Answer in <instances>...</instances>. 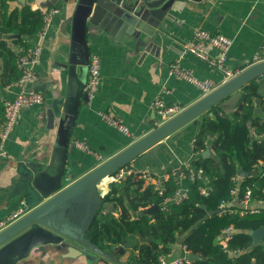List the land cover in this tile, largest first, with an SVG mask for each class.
<instances>
[{
	"label": "crops",
	"instance_id": "crops-1",
	"mask_svg": "<svg viewBox=\"0 0 264 264\" xmlns=\"http://www.w3.org/2000/svg\"><path fill=\"white\" fill-rule=\"evenodd\" d=\"M42 1L0 0V130L3 104L12 100L19 91L14 84L19 77L16 58L37 44L41 45L39 60L33 67L37 79L26 87L40 90L45 95L44 104L21 109L12 132L4 141L7 156L0 157V221L11 215L24 200L16 189L18 160L34 159L49 152L56 134L47 118L49 103L66 90V72L60 66L66 63L63 53L69 51L68 39L60 31V23L67 15L64 1H56L54 7L58 11L42 35L39 32L19 34L15 29L20 23L18 14L22 7L32 9L33 4L40 6ZM13 13L17 17L9 20ZM65 28L67 32L70 31L69 25ZM147 28L148 32L133 37L126 33L118 34V27L102 17L97 25L89 26L86 32L88 54H96L100 58V80L94 97L78 106L70 129L65 172L70 178L69 183L80 179L158 125V116L153 108L157 97H162L165 103L184 108L203 96L193 84L168 74L171 63L178 62L181 67L191 70L195 77L210 79L216 86L226 81L220 69L183 49V44L192 38L194 31L201 29L229 37L231 45L226 54V66L235 71L249 66L264 39V0L176 1L156 27L148 25ZM207 53L210 57L218 54L210 46ZM75 54L79 55L77 49ZM87 63L83 67L76 66L77 76L84 83ZM257 81L259 92L264 97V74ZM224 111L230 112L231 108L225 106ZM253 111L255 115H260V99L255 100ZM100 112L120 119L128 133L107 124L100 118ZM206 114L212 115L211 108L201 114L196 123L190 121L179 127L151 146L144 156L127 165L149 171L160 178H170L172 170H195L193 161L201 153L193 149V140ZM73 141L85 143L91 152L75 147ZM210 142L211 137L205 141L209 152L202 157H214ZM110 184L99 186L100 197L109 190ZM93 200L90 203L85 198L79 200L75 208L76 223H86L89 212L96 205ZM124 203L127 204L126 200ZM251 204L258 209L263 208L264 199H253ZM232 206H235V202ZM120 211L121 205L116 201L101 204L103 214L117 217ZM125 243L113 245L103 253L88 249L79 253L72 248L67 252L66 249L46 245L33 248L18 264H129L132 243ZM190 254L184 252L182 239L179 238L172 244L170 252L162 257L166 263L183 255L190 261Z\"/></svg>",
	"mask_w": 264,
	"mask_h": 264
},
{
	"label": "trees",
	"instance_id": "trees-1",
	"mask_svg": "<svg viewBox=\"0 0 264 264\" xmlns=\"http://www.w3.org/2000/svg\"><path fill=\"white\" fill-rule=\"evenodd\" d=\"M20 23L16 32L31 35L41 30L43 21L39 9L23 6L18 14ZM11 17H17L13 13ZM258 78L249 81L230 112L223 106L211 107L212 115H204L199 131L193 140V149L199 154L206 149L205 141L211 137L210 147L214 157L199 155L193 165L208 177L210 190L200 192L204 185L200 177L186 179L187 196L179 203H168L164 210L160 204L176 188L173 177L165 182L159 195L152 185L128 175L112 182L109 190L100 197L91 212L85 228V237L101 252L111 246L132 243L129 264H159V258L170 252L179 238L188 250L198 257L183 264H264V239L252 245L249 230L264 226V207L244 215L219 213L218 205L230 198V189L237 185L240 197L246 186L253 199L263 200L264 193V97L259 92ZM260 99L261 113L254 114V103ZM188 172V168L183 169ZM238 180H234L235 176ZM126 200V205L124 201ZM116 201L121 205L117 217L101 213V204ZM157 205L158 210L138 215L139 208ZM231 226V233L224 249L218 237L223 228ZM236 252H232V251Z\"/></svg>",
	"mask_w": 264,
	"mask_h": 264
},
{
	"label": "water",
	"instance_id": "water-1",
	"mask_svg": "<svg viewBox=\"0 0 264 264\" xmlns=\"http://www.w3.org/2000/svg\"><path fill=\"white\" fill-rule=\"evenodd\" d=\"M56 1L44 0L40 7L54 6ZM63 1L67 15L60 23V31L68 39L70 51L63 53L66 63L60 65L66 72V90L51 99L47 111L48 122L56 134L47 154L42 153L34 159L18 160L16 189L24 198L25 211L0 229V264H18L33 248L46 245H54L67 252L71 248L79 253L86 249L101 252L85 237L89 218L83 224L75 221V208L79 200L85 198L90 203L93 198L96 207L100 204L99 186L109 182L110 176L117 170L144 156L151 146L184 124L190 121L196 123L198 117L211 107L236 105L242 88L264 74V60L251 63L193 104L153 127L113 157L99 163L80 179L69 183L70 178L65 174L69 133L78 106L88 100L85 83L77 76L76 66L83 67L89 58L86 41L89 26L97 25L102 17L118 27V34L137 37L141 32L149 31L148 25L156 27L174 2L186 0ZM66 25L70 26L69 32L66 31ZM75 49L79 55L75 54ZM208 152L209 149H205L201 155ZM157 210V205L152 204L138 210L137 214H150ZM248 233L252 245H256L264 239V226L249 230ZM193 258L196 255L191 253L189 259Z\"/></svg>",
	"mask_w": 264,
	"mask_h": 264
},
{
	"label": "built area",
	"instance_id": "built-area-1",
	"mask_svg": "<svg viewBox=\"0 0 264 264\" xmlns=\"http://www.w3.org/2000/svg\"><path fill=\"white\" fill-rule=\"evenodd\" d=\"M32 9H39L42 16L43 25L39 34L42 35L45 30L49 27L51 23L52 16L57 13L58 9L54 6L48 8H41L37 4L32 5ZM231 45V39L220 33H209L205 30L198 29L194 31L192 38L187 40L183 44V49L196 57L208 62L210 65L220 69L224 75V79L228 80L239 71L232 70L228 68L225 64L226 54ZM213 47L217 50L218 54L215 57H210L207 53V47ZM41 53V45L37 44L34 47L28 49L26 52L20 54L16 58V68L19 71V77L15 81V85L19 87V91L15 94L12 100H7L3 104V119L0 130V157H6L7 154L4 150L3 144L8 135L12 132L19 112L24 107L42 105L45 103V95L42 91L36 90L33 88H27L26 85L31 84L36 81L37 76L34 72V64L39 60ZM264 60V39L262 40L259 49L253 55V62H258ZM100 70L101 62L100 58L96 54H91L87 63V78L85 81V89L88 93V98L91 99L94 97L97 87L100 80ZM168 74L176 76L180 79H183L198 89H200L203 95L211 92L217 86L210 79H199L195 77L191 70L185 69L180 66L178 62H173L168 67ZM154 111L158 116V124L165 121L167 118L174 116L179 113L183 107L174 104V103H165L162 97H157L153 103ZM100 118L105 121L107 124L111 125L118 131L122 133H128L127 127L122 123L118 118L112 117L111 115L100 112ZM252 135L258 139L264 138V133L257 136L252 130ZM73 145L87 153L91 152L87 145L80 141H73ZM100 158V157H99ZM264 176V172H262ZM134 175L144 180L146 184H150L159 195H162L165 190L164 182L168 177H159L153 173H150L146 170L135 169L132 166L125 165L124 167L117 170L116 173L110 176V181L104 184H109L115 182L124 176ZM170 177H173V180L176 183V188L169 196H165L163 201L160 204L159 209L164 210L166 204L168 203H179L187 196L186 188V179H193L194 177H200L204 185L200 188V192L203 195H206L210 186L208 184V177L203 175L201 169L192 170L188 168V172H184L183 169L172 170ZM239 176H235L234 180H238ZM264 193V187L262 188ZM230 198L228 200H222L218 205L219 213H236L238 215H244L247 212H256L258 208L252 206L251 202L253 200L252 191L250 187L246 186L241 196L238 197V188L237 185H234L230 189ZM235 202V206H232V203ZM24 200L20 201L19 207L4 220L0 221V229L5 227L8 223L14 221L16 218L21 216L25 211ZM234 232V229L231 226H227L222 229L220 235V243L224 249L227 247V241L231 237V233ZM182 248L184 252H190L186 245L182 243ZM236 252L235 250L232 251ZM189 260L187 256L183 255L182 257L176 258L171 262H164L163 257L159 258L160 264H183L188 263Z\"/></svg>",
	"mask_w": 264,
	"mask_h": 264
},
{
	"label": "rangeland",
	"instance_id": "rangeland-1",
	"mask_svg": "<svg viewBox=\"0 0 264 264\" xmlns=\"http://www.w3.org/2000/svg\"><path fill=\"white\" fill-rule=\"evenodd\" d=\"M116 172H117V171H116ZM116 172H115V173H116Z\"/></svg>",
	"mask_w": 264,
	"mask_h": 264
}]
</instances>
